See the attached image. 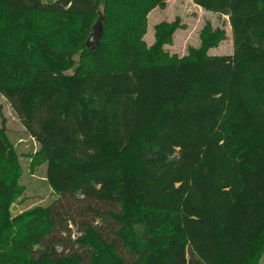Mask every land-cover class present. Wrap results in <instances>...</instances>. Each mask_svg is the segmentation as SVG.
Masks as SVG:
<instances>
[{
	"label": "trees",
	"instance_id": "trees-1",
	"mask_svg": "<svg viewBox=\"0 0 264 264\" xmlns=\"http://www.w3.org/2000/svg\"><path fill=\"white\" fill-rule=\"evenodd\" d=\"M192 1L228 18L231 55H207L225 38L210 26L184 58L162 52L175 24L148 49L162 0H0V94L58 195L11 217L17 160L0 128V264H258L264 0Z\"/></svg>",
	"mask_w": 264,
	"mask_h": 264
},
{
	"label": "rangeland",
	"instance_id": "rangeland-1",
	"mask_svg": "<svg viewBox=\"0 0 264 264\" xmlns=\"http://www.w3.org/2000/svg\"><path fill=\"white\" fill-rule=\"evenodd\" d=\"M162 2L163 5L154 9L147 17V28L143 39L148 49L156 43V28L159 25L175 24L177 28L171 36V42L162 46V52L169 57L184 58L190 50L201 47V34L206 26H210L213 31L223 30L225 38L218 46L210 48L207 55L232 54V35L227 17L205 12L192 0H162ZM237 80L238 75L235 81ZM0 128L5 130L17 160V170L8 177V181H14L19 193L11 207V217L51 206L58 199V195L47 183V165L43 160L41 147L25 131L22 120L2 94H0ZM140 234L144 239L147 238L143 233ZM258 264H264V254Z\"/></svg>",
	"mask_w": 264,
	"mask_h": 264
},
{
	"label": "water",
	"instance_id": "water-1",
	"mask_svg": "<svg viewBox=\"0 0 264 264\" xmlns=\"http://www.w3.org/2000/svg\"><path fill=\"white\" fill-rule=\"evenodd\" d=\"M55 0H46V3H52ZM99 16L94 23L92 27V32L90 33L88 39L86 40V47L95 51L101 41V38L103 36V21H104V16L101 11H99Z\"/></svg>",
	"mask_w": 264,
	"mask_h": 264
},
{
	"label": "crops",
	"instance_id": "crops-1",
	"mask_svg": "<svg viewBox=\"0 0 264 264\" xmlns=\"http://www.w3.org/2000/svg\"><path fill=\"white\" fill-rule=\"evenodd\" d=\"M228 19V18H227ZM230 27V26H229ZM231 29V28H230Z\"/></svg>",
	"mask_w": 264,
	"mask_h": 264
}]
</instances>
